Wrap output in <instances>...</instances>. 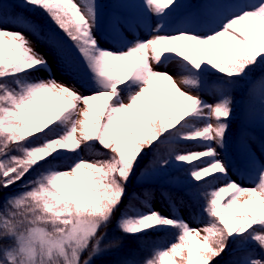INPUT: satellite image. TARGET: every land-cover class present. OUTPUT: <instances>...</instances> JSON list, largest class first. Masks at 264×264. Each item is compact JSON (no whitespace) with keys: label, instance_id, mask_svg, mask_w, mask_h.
<instances>
[{"label":"snow or ice","instance_id":"1","mask_svg":"<svg viewBox=\"0 0 264 264\" xmlns=\"http://www.w3.org/2000/svg\"><path fill=\"white\" fill-rule=\"evenodd\" d=\"M25 2L42 9L73 42L91 91L85 95L56 80L24 32L0 27V189L21 181L24 189L0 196V264H92L120 246L119 240L104 243L107 233H100L118 210L124 235L177 232L174 242L154 248L143 262L123 264H215L230 239L251 241L260 250L232 264H264V161L242 142L245 175L254 184L245 187L229 178L217 151L226 145L232 84L264 62V0L211 13L200 30L182 21L172 34L168 18L177 0H142L143 17L110 18L107 36L114 47H102L96 36L97 0ZM4 23L48 45L62 71L78 72V62L55 34L22 16L0 17ZM141 29L147 39L138 35ZM41 70L48 79L32 77ZM213 72L223 79L212 80ZM258 86L264 94V80ZM187 143L203 150L181 147ZM149 151L145 177L172 162L188 167L197 187L187 194L204 200L208 217L202 228L157 211L151 194L143 200L128 195ZM37 168L38 175L25 180ZM126 196L129 203L121 208Z\"/></svg>","mask_w":264,"mask_h":264},{"label":"rangeland","instance_id":"2","mask_svg":"<svg viewBox=\"0 0 264 264\" xmlns=\"http://www.w3.org/2000/svg\"><path fill=\"white\" fill-rule=\"evenodd\" d=\"M250 2H253V0H182L181 2L177 0V5L168 18L167 34H172L176 28L181 26V22L185 20L190 21L189 26L191 28L200 30L204 23L209 19L211 13L230 12L232 10L231 5ZM97 4L99 8V23L96 30V36L102 47H114L107 36L108 22L113 15L135 18L143 17L145 15L142 0H97ZM0 17L12 20L17 17V15H0ZM151 22H156L155 17L151 19ZM0 27L24 32V34L32 40L36 51L42 53L47 58L51 68V74L56 80L69 86H74L82 94H90L91 89L86 86L87 83H90L88 69L85 67L84 62L76 48L73 46L72 41H68L56 31H50L63 41L71 51L74 59L78 62V72L68 74L61 70L54 51L50 49L48 45L38 41L31 32L11 23L0 24ZM125 34L129 39H132L134 35L127 32ZM138 35L142 39L148 38L147 34L142 29L139 30ZM168 70L177 80H179V76L176 75L175 65H170ZM31 75L33 78L39 79H48L49 77L48 72L43 70L33 72ZM210 77L212 80L219 81L211 75ZM261 80H264V74L261 76ZM236 81L235 84L245 91L247 80L238 79ZM258 85L259 84H255L252 88L251 94L246 97L244 96L243 98L240 115L241 122L235 132V136L230 139L231 144L226 141L224 148H217V151L220 153V158L229 169V178L236 180L245 187H252L254 184L245 175L248 158L246 151L241 146L242 142H246L250 150L255 153L261 161H264V94L261 93ZM205 98L207 99V97ZM181 147H186L192 150H203L192 143L188 145L182 144ZM99 150L106 152L104 149ZM80 155L85 159L94 158L89 156L87 152H81ZM150 203L157 211L164 215H170L169 210L165 206L161 197L156 195L151 199ZM179 216L188 222L193 228H202L204 224V222L195 217L191 208L188 206L179 207ZM201 235H203V233H201ZM256 253L260 254V250L256 251Z\"/></svg>","mask_w":264,"mask_h":264},{"label":"trees","instance_id":"3","mask_svg":"<svg viewBox=\"0 0 264 264\" xmlns=\"http://www.w3.org/2000/svg\"><path fill=\"white\" fill-rule=\"evenodd\" d=\"M0 14L5 16H23L41 25L45 32H48V30H54L68 41H71L42 9L27 4L25 0H0ZM263 71L264 62H261L253 67L246 77L239 78L247 80L245 91L238 86H231V95L234 103L232 117L229 122L230 127L226 137V141L230 144V139L235 136V132L240 123L243 98L244 96L246 97L251 94L252 88L259 82ZM209 75L219 80L223 79V76L218 73L213 72L209 73ZM188 144L190 143L184 145ZM96 147L98 149H103L99 145H96ZM151 155L152 153L149 151L148 155L140 161V166L136 169V175L131 178L128 185V195L131 196L135 193L141 200H143L147 194H151V199L156 195L160 196L163 199L165 206L168 208L170 215L174 213L179 216V207L186 205L191 208L195 217L204 222V224L207 223L208 217L203 212L204 200H194L192 196L187 194L189 190L197 187L196 182L193 181L188 174V167L172 162L159 172L145 177L144 166L151 159ZM75 159H77L75 155L70 158L71 161ZM40 170V168L34 169L25 177V180L34 179ZM22 183L23 181L18 182L16 185L7 189H0V196H8L24 190L21 187ZM169 196H171V202ZM128 203V196H126L121 208ZM136 204L138 207L141 206L139 201H136ZM173 204L175 205L174 207ZM119 215L120 211L118 210L107 228L100 229V233H107L104 243H108L112 240H119L120 246L104 253L103 255L94 257L92 264H123L124 261L143 262L146 258L150 257L154 248L167 247L170 243L175 241L177 232L174 229H167L161 232H149L143 236L124 235L117 227V218ZM252 249H255L256 251L259 250V248L251 241L242 243L240 240L230 239L226 251L220 257L216 258L215 264H232L233 261L240 260ZM85 255H87V253H85Z\"/></svg>","mask_w":264,"mask_h":264}]
</instances>
